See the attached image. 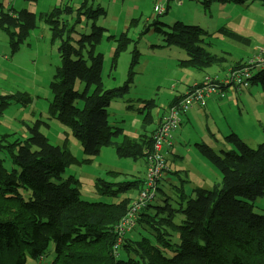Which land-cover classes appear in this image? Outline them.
<instances>
[{
	"label": "trees",
	"instance_id": "trees-1",
	"mask_svg": "<svg viewBox=\"0 0 264 264\" xmlns=\"http://www.w3.org/2000/svg\"><path fill=\"white\" fill-rule=\"evenodd\" d=\"M202 1L245 4L248 0ZM94 5L86 0L77 9L66 4L41 14L49 24L53 40L60 43L61 63L50 83L53 98L48 113L69 126L81 142L86 158L80 162L93 160L105 146L115 148L120 157L147 159L159 122L185 92L172 98L156 128L149 133L148 126L153 123L151 108L157 105L154 99H139L144 101V107L138 108L144 118L138 137L112 125L108 113L112 101L124 99L128 108H134L133 98L126 95L134 82L133 64L138 56L130 67L129 78L118 86H105L104 54L96 52V48L106 28L95 20L90 33L77 28L85 19L87 23L104 12L101 5ZM36 26L34 12L28 8L16 10L0 1V29L7 33L12 53L20 49ZM151 31L163 36V46L179 45L186 51L187 58L178 62L181 67L202 70L225 60L203 46L206 31L199 25L181 20L168 24L157 15L145 23L141 34ZM222 32L237 40L245 39L227 27H222ZM121 39L124 43L117 45L112 67H116L120 53L132 41L127 33ZM245 63L239 60L232 67ZM80 82L85 84L83 91L76 88ZM252 83L260 84L264 90V65L254 70ZM23 94L27 101V92L0 94V112L8 108L14 97ZM225 138L233 147L221 153L204 141L196 143L199 152L221 172V182L210 189L195 187L188 194L184 185L178 186L180 201L167 194L157 206L152 205L155 194L138 213L136 224L141 235L126 234L118 248L123 253L116 254L117 224L140 194L144 180L108 183L99 179L103 186L97 187L106 196L137 192L134 197L114 202L85 200L80 180L74 175L62 180L63 172L77 161L76 157L66 146L53 144L40 131L38 122L30 127L26 137L14 132L2 135L0 264L37 262L46 255L51 243L55 246L51 264H264V213L254 211L257 199L264 195V143L253 148L235 132ZM6 156L18 168H7ZM21 188L30 189L33 196L26 199ZM180 212L184 217L178 223ZM176 235L178 242H173Z\"/></svg>",
	"mask_w": 264,
	"mask_h": 264
},
{
	"label": "rangeland",
	"instance_id": "rangeland-1",
	"mask_svg": "<svg viewBox=\"0 0 264 264\" xmlns=\"http://www.w3.org/2000/svg\"><path fill=\"white\" fill-rule=\"evenodd\" d=\"M85 1L3 0L7 7L16 10L28 8L34 12L37 26L31 30L30 36L15 53L11 51L7 33L0 29V54H7V61L1 65L0 70L7 69L10 74L9 79L1 81L3 88L8 90L6 93L3 91V94H29L27 101H24L27 97L24 94L14 97L4 114H0V134L16 131L18 135L26 137L30 134V127H34L38 122L40 131L47 135L53 144L66 146L77 159L63 172L62 180L72 175L80 180L79 187L85 200L114 202L124 197H134L137 190L119 192V197L106 196L97 187L103 186L99 179L108 183H121L136 178L143 180L146 176L145 159L120 157L115 148L105 146L93 160L80 162L86 158L81 142L69 126L48 113V106L53 98L50 83L61 63L58 51L60 43L53 40L49 24L41 14L66 4L77 9ZM168 1L88 0V3L93 2L95 7L101 5L104 12L96 19H89L87 23L85 19L83 24L77 26L82 32L90 33L91 24L95 20L98 25L106 28L103 39L97 44L96 52L104 54L103 79L107 88L118 86L129 78L130 67L138 56L137 62L133 64L134 82L126 95L133 98L134 108H128L124 99L114 100L108 107L111 124L123 127L125 133L132 137H138L142 132L144 113L139 112L138 108L144 107V101L142 103L139 99H154L157 104L151 108L153 123L148 126L149 133L154 128V121L158 119L159 113L168 107L175 95L185 91L188 85L198 79L204 80L208 75L217 77L213 74L226 73L229 66L232 68L239 60L247 62L264 49V0H248L245 4L218 1L205 4L202 0ZM157 15L168 24L181 20L187 24L201 26L206 31L203 46L212 53L224 56V62L202 70L181 67L178 62L187 58V53L181 46H163V36L155 31L141 34L145 23ZM222 27L236 31L245 39L237 40L227 36L222 32ZM123 33H127L132 41H129L128 48L120 53L116 67H112L117 45L124 43L121 39ZM74 35L79 37V34ZM135 50L140 54L135 53ZM76 88L83 91L85 84L80 82ZM19 98L22 99L18 100ZM209 100L211 99L201 107L205 108L204 111L201 110L195 115L189 114L188 117L191 115L192 121H184L189 111L181 114L183 122L173 135L174 151L167 154L169 179L160 183L161 190H157L152 205H161L167 194L172 196L173 200L180 201L181 198L177 196L180 192L178 186L184 185L188 194L193 192L195 187L210 189L214 184L221 182V172L199 152L197 141L208 143L219 153L233 147L225 138L232 132L237 133L253 148L264 143V90L260 84L252 83L250 88L242 91L230 85L224 98L213 100V104L208 105ZM79 105L81 106V102ZM198 108L200 107L196 105L191 109L195 111ZM4 158L7 168H18L8 156ZM21 192L26 199L33 196L30 189L21 188ZM254 211L264 213V195L257 199ZM183 217L180 212L176 221L180 223ZM140 229L136 224L127 235L140 236ZM177 239V235L172 237L173 242H178ZM114 248L116 254L123 253L122 249H116V244ZM54 250L55 246L51 243L41 260H30L29 264H51Z\"/></svg>",
	"mask_w": 264,
	"mask_h": 264
},
{
	"label": "built area",
	"instance_id": "built-area-1",
	"mask_svg": "<svg viewBox=\"0 0 264 264\" xmlns=\"http://www.w3.org/2000/svg\"><path fill=\"white\" fill-rule=\"evenodd\" d=\"M263 65L264 49L245 64L232 67L224 75L208 76L203 81L192 85L177 103L168 108L167 114L158 124L154 134L152 150L147 155V172L144 186L132 203L131 208L117 225V250L125 235L135 227L139 211L146 206L148 201L154 198L160 183L164 179V174L168 169L165 148L173 143L174 132L182 123L181 114L187 113L196 105L205 106L210 98H224L226 89L230 85H234L239 91L248 89L251 85L254 70Z\"/></svg>",
	"mask_w": 264,
	"mask_h": 264
},
{
	"label": "crops",
	"instance_id": "crops-1",
	"mask_svg": "<svg viewBox=\"0 0 264 264\" xmlns=\"http://www.w3.org/2000/svg\"><path fill=\"white\" fill-rule=\"evenodd\" d=\"M1 1V0H0ZM2 2H3V0H2ZM263 50V49H262ZM3 51V50H2ZM6 57H7V54H5V52L4 53H1L0 54V69H1V65L3 64V63H5L6 61H7V59H6ZM3 61V62H2ZM245 61V60H244ZM229 69H231V66H229L228 67V69H227V71H226V73L229 71ZM2 72H4V73H2ZM225 73V72H224ZM224 73H219V74H213V75H217V76H221V75H224ZM9 70H7V69H5V70H3V71H1L0 70V87L2 88V89H0V94H3V91L6 93V91H8L6 88H3V82H1V81H5V80H7V79H9ZM208 76H210V75H208ZM203 80V79H202ZM202 80H196L195 82H193L192 84H194V83H196V82H201ZM192 84H190V85H188L187 86V88L185 89V91L188 89V87L189 86H191ZM185 91H183V92H180V93H178L177 95H181L182 93H184ZM177 95H175V96H177ZM214 99H212V98H210L211 100H209V103H208V105L209 104H213V100H217L218 98L217 97H213ZM198 106V105H197ZM200 108H198L197 110H195V111H193V109H190L189 110V112L186 114V119H184V121H186L187 119L189 120V121H192L191 120V115H190V117H188L189 116V114H192V115H195L196 113H198V112H200L201 110H205V108H201V106H199ZM163 113H164V111L163 112H160L159 113V115H158V119L156 120V121H154V128L153 129H155L156 128V126H157V122L160 120V118L162 117V115H163ZM0 114H4V111L1 113L0 112ZM183 120V119H182ZM183 122V121H182ZM10 133V132H9ZM14 133H16V134H19V133H17L16 131H14ZM176 133V132H175ZM4 134H7V133H4ZM4 134H0V137L2 136V135H4ZM27 136V135H26ZM25 137V136H24ZM175 148V146H174V144H172L171 146H169L168 148H167V151H166V159H167V163H168V157H167V154L169 153V152H173L174 149ZM144 159V158H143ZM145 175H146V167H147V160L145 159ZM168 172H170V170H169V166H168V169H167V171L165 172V174H164V179H163V181H165L167 178L169 179V174H168ZM143 180H145V177H144V179Z\"/></svg>",
	"mask_w": 264,
	"mask_h": 264
}]
</instances>
